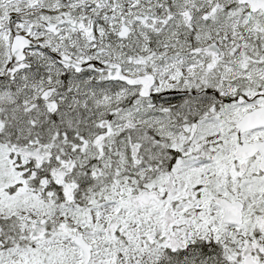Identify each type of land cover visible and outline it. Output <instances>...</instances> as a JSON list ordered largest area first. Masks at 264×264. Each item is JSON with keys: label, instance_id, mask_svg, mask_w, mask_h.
<instances>
[{"label": "snow or ice", "instance_id": "snow-or-ice-1", "mask_svg": "<svg viewBox=\"0 0 264 264\" xmlns=\"http://www.w3.org/2000/svg\"><path fill=\"white\" fill-rule=\"evenodd\" d=\"M0 264H264V0H0Z\"/></svg>", "mask_w": 264, "mask_h": 264}]
</instances>
